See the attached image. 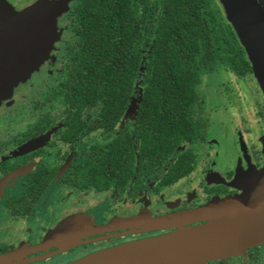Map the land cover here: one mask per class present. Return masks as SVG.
I'll use <instances>...</instances> for the list:
<instances>
[{"label": "flooded vegetation", "instance_id": "af4514ba", "mask_svg": "<svg viewBox=\"0 0 264 264\" xmlns=\"http://www.w3.org/2000/svg\"><path fill=\"white\" fill-rule=\"evenodd\" d=\"M6 1L21 10L36 0L23 6ZM254 1L264 9V0ZM76 2L58 19L61 37L50 58L0 105L3 264H70L170 233L174 229H154L150 222L238 195L239 175L264 167L263 94L252 119L245 102L222 109L235 135L231 155L210 137L214 109L205 88L194 112L195 140L173 150L165 143L155 152L159 127L140 118L144 87L137 75L116 102H107L103 77L92 81L89 64L79 61ZM208 264H264V244Z\"/></svg>", "mask_w": 264, "mask_h": 264}, {"label": "trees", "instance_id": "16d2710c", "mask_svg": "<svg viewBox=\"0 0 264 264\" xmlns=\"http://www.w3.org/2000/svg\"><path fill=\"white\" fill-rule=\"evenodd\" d=\"M73 15L82 40L79 61L89 64L92 81L103 77L107 102H116L120 88L137 75L144 87L140 118L159 127L155 152L165 143L173 150L184 139L195 140L194 112L204 102L208 75H253L217 0H77Z\"/></svg>", "mask_w": 264, "mask_h": 264}, {"label": "water", "instance_id": "95a60500", "mask_svg": "<svg viewBox=\"0 0 264 264\" xmlns=\"http://www.w3.org/2000/svg\"><path fill=\"white\" fill-rule=\"evenodd\" d=\"M72 1L36 0L16 10L0 0V105L50 58L61 37L58 19ZM219 1L264 93V9L254 0ZM246 175L237 178L238 195L150 222L154 229L172 232L97 251L70 264H208L244 255L264 244V167Z\"/></svg>", "mask_w": 264, "mask_h": 264}, {"label": "rangeland", "instance_id": "374dc122", "mask_svg": "<svg viewBox=\"0 0 264 264\" xmlns=\"http://www.w3.org/2000/svg\"><path fill=\"white\" fill-rule=\"evenodd\" d=\"M11 1L17 5L23 6L32 0ZM217 2L225 14L222 4L219 0H217ZM225 18L229 22L226 15ZM203 88L207 91L208 104L214 109V115L212 117L213 126L209 133L210 137L214 138L215 141H221L219 148L231 155V146L233 141H235V135L233 133L230 134L228 126L231 130L232 126L229 124L228 117L222 109L227 103L235 104L236 108L238 104L245 102L251 106L250 113L252 119L255 115V111L259 108L256 103L263 101L262 94L264 95V93L254 74L246 78H240L236 74L225 70L208 75L204 80ZM217 147L218 145H215V148ZM220 160L223 162L221 157Z\"/></svg>", "mask_w": 264, "mask_h": 264}]
</instances>
